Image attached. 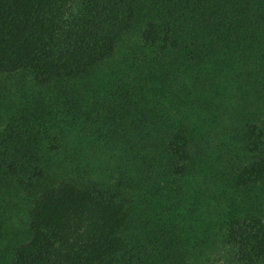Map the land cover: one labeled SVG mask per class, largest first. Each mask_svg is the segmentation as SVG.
I'll return each instance as SVG.
<instances>
[{
	"label": "trees",
	"instance_id": "1",
	"mask_svg": "<svg viewBox=\"0 0 264 264\" xmlns=\"http://www.w3.org/2000/svg\"><path fill=\"white\" fill-rule=\"evenodd\" d=\"M0 264H264V0H0Z\"/></svg>",
	"mask_w": 264,
	"mask_h": 264
}]
</instances>
